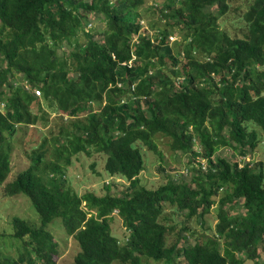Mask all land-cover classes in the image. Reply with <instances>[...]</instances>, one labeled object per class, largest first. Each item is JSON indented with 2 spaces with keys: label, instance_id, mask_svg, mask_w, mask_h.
I'll return each mask as SVG.
<instances>
[{
  "label": "trees",
  "instance_id": "16d2710c",
  "mask_svg": "<svg viewBox=\"0 0 264 264\" xmlns=\"http://www.w3.org/2000/svg\"><path fill=\"white\" fill-rule=\"evenodd\" d=\"M229 2L155 0L166 21L152 37L139 20L145 0H0V184L5 196H28L40 217L38 226L10 219L16 242L9 245L18 250L5 264H55L58 240L48 226L58 218L80 248L73 264H257L264 164L245 157L264 143V0H250L240 37L219 28ZM90 15L105 23L99 38L86 29ZM175 27L186 32L177 53L169 41ZM36 87L49 108L72 117L71 127L54 137V159H47L45 139L31 150L29 166L5 183L17 126L47 117L32 109L34 102L42 109ZM158 139L191 155L197 171L190 179L142 184L143 148L159 153ZM222 147L238 156L221 155ZM92 151L106 155L111 176L128 181L120 192L109 183L102 195L68 185L72 156ZM216 202L213 236L192 243L184 225L167 243L168 203L189 221L205 219ZM115 211L128 230L124 244L111 228Z\"/></svg>",
  "mask_w": 264,
  "mask_h": 264
},
{
  "label": "rangeland",
  "instance_id": "374dc122",
  "mask_svg": "<svg viewBox=\"0 0 264 264\" xmlns=\"http://www.w3.org/2000/svg\"><path fill=\"white\" fill-rule=\"evenodd\" d=\"M168 2L169 1H166V3ZM249 3L250 0H230L227 13L218 20L219 28L227 31L233 37L243 36L247 31L246 22L243 20V14L248 9ZM155 5V0H145V3L138 8V12L141 14V19L139 20L144 26L142 32L148 33L152 37H155L157 32L156 27L162 25L166 21L161 13L154 10ZM89 17L90 23L86 26V29L96 30L98 32H96V37L99 38V33L106 27L105 23L103 19L100 20L93 15ZM185 34L186 32L184 30L175 27L172 36L169 37L170 46L174 49V53H177L180 43H182V45L185 43ZM81 39L84 40V37H81ZM70 48V46L65 45L67 51ZM18 79L21 84L26 83L22 80L21 75L18 76ZM33 90H39V87L33 88ZM40 93L41 94L36 93V95L39 96L42 109H39L37 102L32 104V109L35 113L38 112L41 114V111H45L47 117L39 119L36 125L22 124L17 126L11 153V172L5 183L13 180L18 172L29 166L31 159L29 155L31 150L36 148L45 139L48 141L47 146L49 147L47 159H54L53 148L56 144L54 137L60 135L62 128L68 129L71 127L72 117L65 114L62 115L59 110H52L49 108L42 99V92ZM94 107L95 109L99 108L96 104ZM0 108L3 109L2 100H0ZM157 144L159 153L151 151L146 146L143 148L146 160L145 169L140 174L143 185L148 188H156L160 184L166 182L168 176H184L190 179L197 171L195 165L191 163L190 154L173 152L170 149L167 139H158ZM218 152L231 159L238 156L230 147H222ZM197 159L201 160L199 158ZM105 160L106 155L96 151H92L91 154L78 153L77 155H73V162L68 166L66 172L68 185L79 194H83L86 191H93L102 195L105 193L104 185L107 183L111 186L112 193L120 192L124 185L128 184V181L119 175L111 176L105 170ZM245 160L261 161L264 164V143L262 142L255 151L250 152L245 157ZM2 186L3 184H0V233H3L4 237H0V264H5V257L15 254L18 250L14 245H9V243L16 242L13 239H9L11 231L9 224L10 219L17 216L29 221L32 225L38 226L40 224V217L28 196L24 194H18L12 197L5 196L2 193ZM217 206L218 203L216 202L210 213L207 214L203 220L193 217L189 221H186V212H180L174 205L168 203L162 215L163 222L169 227H172L167 234V243L170 245L178 238L184 225L190 227L189 240L192 243L200 241L208 235L213 236L218 222ZM82 207L87 209L85 203L82 204ZM112 216L111 228L113 234L118 237L121 244H124L128 235V230L116 211ZM48 228L49 230L51 229L55 238L58 240V253L54 255L55 264H73L74 257L80 248L74 237L67 234L62 219L58 218L53 220ZM220 243L221 245L223 244L222 238L220 239ZM113 264L130 263L115 261ZM142 264L167 263L144 258ZM243 264H256V261L246 259ZM257 264H264V250L261 252Z\"/></svg>",
  "mask_w": 264,
  "mask_h": 264
},
{
  "label": "built area",
  "instance_id": "2783aa9c",
  "mask_svg": "<svg viewBox=\"0 0 264 264\" xmlns=\"http://www.w3.org/2000/svg\"><path fill=\"white\" fill-rule=\"evenodd\" d=\"M35 92H36L37 94H41V93H40V90H36Z\"/></svg>",
  "mask_w": 264,
  "mask_h": 264
}]
</instances>
